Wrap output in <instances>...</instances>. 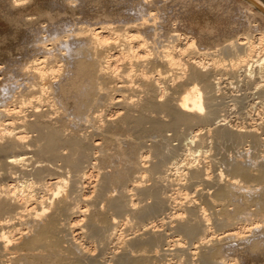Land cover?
<instances>
[{
	"label": "bare ground",
	"instance_id": "bare-ground-1",
	"mask_svg": "<svg viewBox=\"0 0 264 264\" xmlns=\"http://www.w3.org/2000/svg\"><path fill=\"white\" fill-rule=\"evenodd\" d=\"M92 1L0 0V264L264 256V2L198 39L178 0Z\"/></svg>",
	"mask_w": 264,
	"mask_h": 264
},
{
	"label": "rangeland",
	"instance_id": "rangeland-1",
	"mask_svg": "<svg viewBox=\"0 0 264 264\" xmlns=\"http://www.w3.org/2000/svg\"><path fill=\"white\" fill-rule=\"evenodd\" d=\"M37 1L41 2L45 0ZM99 1H92L91 8L89 7L90 10L86 9V11L81 15L86 18H88V16L91 18L94 17V19H96L95 17H100L103 14V10L106 8L109 9L110 6H108V2L105 0ZM261 1L264 2V0ZM59 2L65 5L67 12L71 13V7L69 6L70 4L66 2V0H59ZM174 4H176L174 12L169 11L168 14H177L176 16L172 17H179L181 24L180 31L186 32L187 30H192L198 39L200 38L201 33L207 32L213 34L218 28L223 27L231 19V17L236 16L234 11L236 12L237 8L244 9L245 7V9H247L246 7L249 6L250 8H248L253 13H256L257 11L255 8L246 3L245 0H178L177 3ZM118 8L123 9L122 4H119ZM33 11L37 10L33 8ZM22 33L23 32L19 29L10 28L8 22H6L4 18L0 16V60L4 59L5 51L19 43ZM213 42H217V40H214ZM211 43L212 42H210V44ZM231 114L234 113L232 112ZM167 132L171 133V131ZM175 141L176 140H174V142ZM230 150L231 149L228 147L222 148L218 154L219 159L221 160L224 157L229 158L230 155H232ZM210 211H213V208H211ZM246 233L253 235L258 233V231L255 229L253 233L252 231ZM240 245L237 252L233 253V255H229L231 258L233 256L237 258V264H264V256L261 253L263 247L258 250H252V248H250L247 243H241Z\"/></svg>",
	"mask_w": 264,
	"mask_h": 264
},
{
	"label": "snow or ice",
	"instance_id": "snow-or-ice-1",
	"mask_svg": "<svg viewBox=\"0 0 264 264\" xmlns=\"http://www.w3.org/2000/svg\"><path fill=\"white\" fill-rule=\"evenodd\" d=\"M201 111H203V109H201ZM45 211H47V209H45ZM9 243H11V241H9Z\"/></svg>",
	"mask_w": 264,
	"mask_h": 264
}]
</instances>
